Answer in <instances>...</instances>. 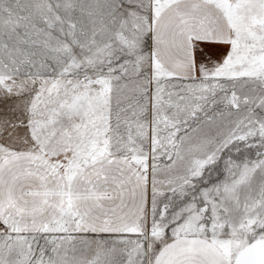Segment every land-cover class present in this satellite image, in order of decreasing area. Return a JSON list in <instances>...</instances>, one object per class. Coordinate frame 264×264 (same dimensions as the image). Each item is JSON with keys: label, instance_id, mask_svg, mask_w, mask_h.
<instances>
[{"label": "snow or ice", "instance_id": "obj_1", "mask_svg": "<svg viewBox=\"0 0 264 264\" xmlns=\"http://www.w3.org/2000/svg\"><path fill=\"white\" fill-rule=\"evenodd\" d=\"M0 264H264V0H0Z\"/></svg>", "mask_w": 264, "mask_h": 264}]
</instances>
